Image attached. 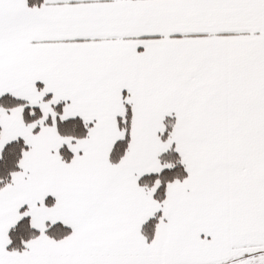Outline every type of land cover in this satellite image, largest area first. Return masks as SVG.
Segmentation results:
<instances>
[{
	"label": "snow or ice",
	"instance_id": "1",
	"mask_svg": "<svg viewBox=\"0 0 264 264\" xmlns=\"http://www.w3.org/2000/svg\"><path fill=\"white\" fill-rule=\"evenodd\" d=\"M0 264H264V0H0Z\"/></svg>",
	"mask_w": 264,
	"mask_h": 264
}]
</instances>
